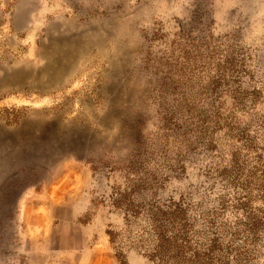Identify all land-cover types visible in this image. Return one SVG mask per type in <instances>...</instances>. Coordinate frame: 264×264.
<instances>
[{
    "label": "rangeland",
    "instance_id": "1",
    "mask_svg": "<svg viewBox=\"0 0 264 264\" xmlns=\"http://www.w3.org/2000/svg\"><path fill=\"white\" fill-rule=\"evenodd\" d=\"M0 264H264V0H0Z\"/></svg>",
    "mask_w": 264,
    "mask_h": 264
},
{
    "label": "bare ground",
    "instance_id": "2",
    "mask_svg": "<svg viewBox=\"0 0 264 264\" xmlns=\"http://www.w3.org/2000/svg\"><path fill=\"white\" fill-rule=\"evenodd\" d=\"M99 32V31H98ZM94 35V34H93ZM101 37H102V35H100ZM75 39H76V36H75ZM99 40H100V38H99ZM118 40V39H117ZM109 41V40H108ZM115 41V40H114ZM99 42H101V43H99V45H97L99 48L100 47H102L103 45H104V42L103 41H99ZM70 43V42H69ZM117 43V42H116ZM108 44V43H107ZM118 44V43H117ZM120 44V43H119ZM111 45V44H110ZM122 45V44H121ZM113 46H114V44H113ZM68 47H69V45H68ZM94 47V42H93V40L92 39H87V41H86V44H85V46H83V49H81V50H79V52H78V47L77 46H75V45H73V46H71V47H69V50H66V52H64L63 51V53L61 52V51H59V53H62V57H64L63 59H65V61H64V65H62V66H60L59 65V62H54V60H51V58H50V61H49V63H48V65H47V72L48 71H52V72H49L48 73V76H47V74H46V76L44 77V79L46 78V80H47V83H53V82H57V81H59V79L62 77V75L64 74V73H67V71H70V69H74L75 68V64H76V62H77V57L78 56H80V55H83V54H89L90 52H91V50H92V48ZM105 47V46H104ZM45 49V48H44ZM59 49V48H58ZM65 49V48H64ZM102 49V48H101ZM124 49V48H123ZM98 50V49H97ZM106 51V50H105ZM125 51V50H124ZM107 52V51H106ZM123 52V51H122ZM98 54V53H97ZM107 54V53H106ZM122 54V53H121ZM105 55V54H104ZM120 55V54H119ZM99 56V55H98ZM106 56V55H105ZM110 56V55H109ZM123 56V55H122ZM115 58H116V56H115ZM109 60V59H108ZM57 61V60H56ZM55 63H57L58 64V66L56 67V69L55 70H52L53 68H54V66H55ZM65 64H67V65H65ZM116 64H117V62H116ZM114 66V60H113V63H112V67ZM122 68V67H121ZM126 68V67H125ZM120 71V70H119ZM123 71V70H122ZM112 79V80H114V79H116L117 78V74L115 73V74H112V76L111 75H109V79ZM44 79H40V84H42L43 85V81H44ZM111 80V81H112ZM114 83V82H113ZM117 83H118V81H117ZM117 86V85H116ZM39 87V86H38ZM42 87V86H41ZM115 87V86H114ZM121 87H122V85H121ZM116 88H118V87H116ZM2 90V89H1ZM107 90V89H106ZM115 91V90H114ZM105 92V91H104ZM107 92V91H106ZM116 92H118L117 90H116ZM120 96V95H119ZM22 130V129H21ZM25 134V133H24ZM44 142V141H43ZM6 145V144H5Z\"/></svg>",
    "mask_w": 264,
    "mask_h": 264
}]
</instances>
